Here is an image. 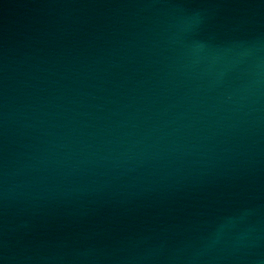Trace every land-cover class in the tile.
Returning a JSON list of instances; mask_svg holds the SVG:
<instances>
[{"label": "water", "instance_id": "95a60500", "mask_svg": "<svg viewBox=\"0 0 264 264\" xmlns=\"http://www.w3.org/2000/svg\"><path fill=\"white\" fill-rule=\"evenodd\" d=\"M0 264H264V0H0Z\"/></svg>", "mask_w": 264, "mask_h": 264}]
</instances>
